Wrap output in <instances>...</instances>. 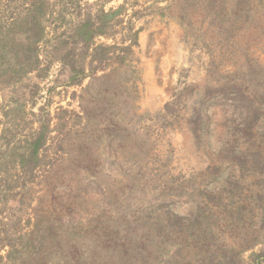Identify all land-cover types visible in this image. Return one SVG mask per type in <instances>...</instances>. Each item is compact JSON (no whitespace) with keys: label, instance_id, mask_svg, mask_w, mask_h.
Segmentation results:
<instances>
[{"label":"rangeland","instance_id":"1","mask_svg":"<svg viewBox=\"0 0 264 264\" xmlns=\"http://www.w3.org/2000/svg\"><path fill=\"white\" fill-rule=\"evenodd\" d=\"M110 12L106 36L76 39ZM139 27L123 62L92 58ZM134 139L138 188L180 189L169 207L189 226L147 264H264V0H0V264L42 228L50 252L92 248L113 207L133 216Z\"/></svg>","mask_w":264,"mask_h":264},{"label":"trees","instance_id":"2","mask_svg":"<svg viewBox=\"0 0 264 264\" xmlns=\"http://www.w3.org/2000/svg\"><path fill=\"white\" fill-rule=\"evenodd\" d=\"M116 12L102 13L100 16L101 22L98 25H94L90 20L79 25L74 30L76 39H79L87 46L94 36H106L105 26ZM141 30L142 27L135 30L128 28L130 43L127 46L120 45V42L97 44L92 49V58L100 62L111 58H115L118 62H123L124 54L137 45V36ZM128 66L127 70L134 74L136 72L135 67L130 63ZM107 74L104 73L103 76ZM133 79H135L134 76ZM132 84L134 85L135 82L133 81ZM43 127L45 125L41 124V130L30 139L28 152L20 153L19 164L23 170L30 171L40 162L39 151L43 145ZM137 141L138 139H134L131 153H128L127 159L124 160L131 168L132 174L130 178L135 180L129 193H141L138 197L142 202L136 201L135 195L132 196L131 204L133 202V205L138 208L133 216H127L125 212L121 213V210L118 211L117 208L113 207L110 223L114 232L112 234L109 233L110 237H105L100 243L94 240L93 245L95 242L96 244L92 248H73L68 246L65 250L50 252L45 248L48 235L42 228L35 233H30L24 239L20 249L11 247L7 251L5 256L8 259L7 264H147V256L150 249L154 248L152 252L156 251L163 244L165 236L172 237V234L176 231L179 233L185 232L189 226L185 230H180L177 222L181 217L175 215L169 207L173 203L172 199L176 197V193L180 189L175 188L174 185L167 186L163 184L159 188L161 197L154 198L152 196L154 199L148 200L145 198L146 190L138 188L140 185L139 180L143 177L137 178L138 170L142 169L139 167V163H143L148 156ZM146 184L148 183L142 184L141 187ZM130 194L127 195L129 196ZM173 218L175 220L171 221ZM70 228L72 229L70 230L72 236L78 234L75 226H70ZM70 241L71 243H77L76 240ZM66 244L69 245L68 242ZM250 256L252 260L257 261L260 255L254 252Z\"/></svg>","mask_w":264,"mask_h":264}]
</instances>
